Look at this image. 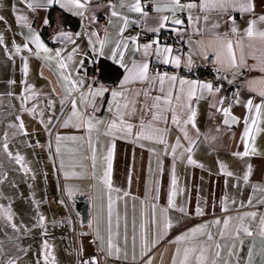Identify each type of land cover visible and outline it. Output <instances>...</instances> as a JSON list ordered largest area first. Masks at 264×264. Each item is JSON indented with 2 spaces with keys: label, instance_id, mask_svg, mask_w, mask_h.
Returning a JSON list of instances; mask_svg holds the SVG:
<instances>
[{
  "label": "crops",
  "instance_id": "1",
  "mask_svg": "<svg viewBox=\"0 0 264 264\" xmlns=\"http://www.w3.org/2000/svg\"><path fill=\"white\" fill-rule=\"evenodd\" d=\"M148 1L151 3L149 9L146 7ZM126 2H132V0H126ZM181 2L187 3L189 0H181ZM196 2L199 3V0ZM108 3L109 0H91L86 16L80 17L60 8L58 4L32 11L26 7L25 0H0V17H3V20H0V35L4 38V43L0 44V144L7 134L9 150L23 155L27 166L31 169L25 174L23 169L10 161L0 149V181H2L0 182V205L8 207L11 204L14 212L11 223H15L18 227L24 225L30 229L25 232L21 227L17 232L3 219L1 224L3 234H0V264L8 259L15 260V264H45L44 255L48 252L51 255H49L47 264H80L81 256L87 258L93 255H97L101 264H144L149 257L152 259V264H171L176 245L170 242L174 241L175 237L192 228L207 224L209 225L208 231L211 232L216 242L230 244L231 240H221L219 237V231L223 228V224L216 226L211 222L216 219L223 222L225 218L231 216L234 226L238 223L236 217L249 212L257 213L255 219L250 217L245 219V224L256 235L244 237L242 248L237 242L241 258L240 264H245L248 248L253 242L256 252L254 264H262L259 221L264 216V204L259 201L264 199V191L261 190L264 189V110L248 138L249 155L238 157L234 153H243L245 150V143L241 139L244 131V117H249V125H251V117L255 116L254 109L251 113L246 109V102L253 99V103L258 104L262 99L256 93L249 91L247 81L264 77V73L248 69L219 73L221 77L226 76V80L238 83L235 93H239V104L232 96L229 102L225 99L221 106L218 101L221 98H226L223 90L214 96L204 93L203 98L198 102L195 99L192 101L193 107L197 110L196 126L200 134L197 137L195 130L190 125L188 131L189 135L197 140L192 155L197 164L203 165L201 168L187 163V153L183 158L180 157L183 148L177 149L176 159H173L171 146L176 143L177 137L180 138V143L184 147H187L188 142L184 139L180 126L172 123L171 111L156 113L162 115L164 120L155 122L156 127L167 130L165 135L167 154H165V144L156 143L153 140L136 139V134L140 132L141 121L147 124L152 121V115L155 113L151 107L153 103L151 97L161 94L158 86L154 87L151 81L127 85L131 89L128 94L129 98L135 100V110L133 111V105L129 104L125 111L130 114L124 115V120L134 125L130 136L119 130H114V136L105 135L108 125L113 120L119 124L114 110H109L112 104L110 92L96 97L86 109L81 108V111L85 112V117L91 118L95 125L89 134L86 127L76 128L71 125L67 128L61 127L71 112V104L65 103L63 108L61 107L60 100L63 92L57 83L55 67L53 66V69L50 70L44 66L42 60L26 51L14 54L13 45L22 46L25 37L29 35L25 22L18 23L16 19L18 15H24L27 17V23L40 33L48 47L62 49L66 55L71 52L73 47L79 46L80 53L74 57L73 63L79 59L84 60V66L80 68L79 76L84 78L85 88L91 84L94 88L103 85L109 89L120 90V83L124 78L125 71L109 57L113 46L111 42L118 39L116 33L123 21L111 17ZM112 3L115 4L116 11L127 15L130 21H136V23H129L124 32L125 37L134 36L132 34L134 26H142L149 31L150 28L156 27L158 24L160 14L154 11L152 0H141L144 10L148 12L146 20L138 13L129 12L126 7L121 8V0H112ZM252 3L255 6L253 13H229L236 17L241 35L247 28L249 20L264 15V0H252ZM164 14L169 15L168 13ZM192 14L201 16L199 25H190L187 19L188 13L185 11L177 14L178 18L184 20L183 25L177 26L168 22L165 28L158 33L152 32V34L153 40L158 39L161 46H171L173 55L179 54L187 59L191 53L192 70L196 75L194 77L187 75L189 71L184 68L183 63L180 68L164 65L155 55L148 58L150 70L154 63H158L160 66H167V69L157 72H168L190 80L208 81L200 78V72L206 59L200 54L196 42L202 39L207 40L210 32L220 34L229 32V24L225 23L228 20V15H221L215 11L209 12V19L205 23L204 13L199 8L193 10ZM89 16L94 19H88ZM103 16L107 17L106 22L101 21ZM46 17L49 23L45 26L43 22ZM217 22L220 27L213 29L212 25ZM196 27L201 28V34L194 31ZM259 27L264 28V24ZM174 29H179V31ZM61 30H70L72 34L80 33L78 37L74 35L75 44L54 43V35ZM105 31L109 35L110 43L104 48V55L97 56L92 52L89 40L91 39L95 43L96 48L100 46L99 40L90 34L95 32L99 39H103ZM171 34L177 35L181 51H176L166 39ZM129 43L125 63L133 58L140 60L142 55L140 52H134L135 46L131 45V42ZM137 43L149 42H141L137 39ZM210 55H212L211 51L208 53V56ZM22 56L28 57L27 77L23 75L22 71ZM247 63L252 65L255 61L248 58ZM215 67H217L216 64ZM41 72H43V76ZM155 72L153 71V73ZM24 80L28 85H32L39 95L35 99H30L22 107L21 96L31 95V93H24L25 84L22 82ZM13 81L14 83H11ZM54 87L55 93L52 91ZM167 88L166 84L165 90ZM145 91L149 92L148 98L144 96ZM137 92L140 93L138 96L135 95ZM49 99L54 101V107L51 109L48 107ZM77 103L80 108L79 100ZM34 104L37 105L35 116L23 110L25 107L32 108ZM213 104L216 107H212ZM94 106L95 111H93ZM229 106H231V115L239 118V123L231 124V126L224 124L223 113L217 111L220 107L228 108ZM41 110L44 113V124L40 123L39 112ZM50 116L52 123L47 124ZM17 117L23 121L27 135L18 132L15 127H10V125L20 123ZM97 121L100 122L97 123ZM45 124H47V129ZM57 134L82 137L83 139L62 140L61 151L57 154L55 142ZM49 144H51V148H49ZM109 148H112L113 152L112 186L114 189L120 190L111 192L114 202L112 218L114 232L117 231V215L120 218L118 242L122 252L119 259L115 256H101L97 251L96 243L93 242L98 219L102 234L106 236L108 190L103 184H97L95 180L81 179L71 175L73 172L85 171L91 175L94 149L95 173L97 176H103L107 167L105 157ZM149 149L153 151H149ZM61 160L64 162L63 168L60 166ZM221 164L225 165L226 170L231 171L234 175L229 177L223 174L220 168ZM173 169L177 179V194L174 200L177 207L175 209L169 208L167 203ZM65 172L70 174L67 179L64 175ZM246 172L249 173L247 183L243 181ZM150 187L151 193H149ZM157 187L159 188L158 199L155 198ZM69 188L72 189L71 194ZM82 192L88 193L90 199V225L88 226L81 224L75 203L71 200L72 195ZM125 192L128 195L125 196ZM225 197H227L226 201ZM250 198L251 204L248 203ZM33 200L39 202L38 210L37 206L32 203ZM153 204L156 205L154 210ZM225 204L228 208L227 212L223 211ZM198 205L203 209V215H196L195 209ZM180 207L186 209V215L178 211ZM101 209H103L102 215ZM161 209L167 210L168 218L173 224V227L163 236H160ZM38 214L45 217L44 228L33 227ZM145 219H148L149 230L159 239V243L141 260L139 234L140 225ZM134 221L137 237L135 249L137 259L135 262L132 259ZM125 225H127V246L124 242ZM200 239L203 240L205 237L201 236ZM45 241L49 245L48 250L43 249ZM124 251H127V259L124 258ZM222 255H227L226 249ZM232 264H235V258L232 259Z\"/></svg>",
  "mask_w": 264,
  "mask_h": 264
},
{
  "label": "snow or ice",
  "instance_id": "2",
  "mask_svg": "<svg viewBox=\"0 0 264 264\" xmlns=\"http://www.w3.org/2000/svg\"><path fill=\"white\" fill-rule=\"evenodd\" d=\"M154 4V11L158 14V24L156 27L150 28L149 31L153 33H158L161 29L165 28L168 22H171L173 25H183L184 20L178 18L177 14L182 12H187L188 22L190 25H199L201 21V16H193V10L199 8L202 13H204L203 20L207 23L209 16L208 13L215 11L221 15H228V20L225 23L229 24V32L220 34L218 32H210L207 40L197 41V46L200 54L204 56L205 59H208V53L211 51L214 63L217 65L215 71L219 74L221 71L230 72L233 70L239 69H248V70H257L261 73H264V28L259 27V25L264 24V15H261L257 18L249 20L248 26L244 29L243 35L239 33V27L236 22V17L234 15H229L230 12H239L241 14L253 13L255 6L252 3V0H199V3L196 0H189L187 3H182L181 0H152ZM26 7L32 11L37 9L49 8L53 5H59L60 8L72 12L73 15L80 17H85L88 12L89 5L91 0H25ZM108 7L110 8L111 17H116L123 21L122 25L119 26L117 30V37L111 47L110 59L117 63L121 68L124 69L125 75L123 80L120 83V90H113L100 85L99 87H93L89 84L85 88L84 78L79 76L80 68L84 66V60L79 59L74 62V57L79 55L80 50L79 46L72 48L71 52H68L66 55L62 49H52L46 45L42 40L41 35L38 31H35L30 24L27 23V17L24 15H18L16 17L17 22L24 21L25 26L28 28L29 35L25 37V42L23 45H13L15 48L14 54H20L22 52H27L32 56L42 60L44 66L48 67L50 70L53 69V66L56 70L57 83L62 89L63 96L60 100L61 107L65 103L71 104V112L65 118L64 122L61 124V127L67 128L70 125L72 127L81 128L86 127L89 134H91L95 125L91 118L85 117V112L81 111V108L86 109L90 103H92L96 97H101L105 93L110 92L112 97V104L110 105L109 110L115 112L116 117L119 119V124L113 120L108 125V130L105 135H113L114 130H119L127 135H131L134 125L127 123L124 120L126 109H128L129 104L133 105V111L135 100L129 98V93L131 89L127 85L135 82H148L151 81V84L156 87L161 93L151 97L152 109L155 110V113L152 115V121L145 124L141 121L139 128L140 132L136 134V139H147L153 140L156 143L165 144L167 154V141L165 135L167 130L161 129L155 126V122L163 121L164 117L156 113L163 112H172V123L180 126V130L183 133L184 139L188 142L187 147H184L180 143V138L177 137L176 143L171 146V152L173 159H176L177 149L183 148V152L180 153V157L183 158L184 154L187 153V163L189 165L203 167L202 164H197V161L193 159V150L197 143V140L189 135L188 126L190 125L193 130L196 132V136H199V130L196 126V117L197 110L193 107L192 101L195 99L197 102L203 98L204 93L215 95L221 91L220 87L214 86L211 81H199V80H190L187 78L179 77L176 74H169L168 72H155L153 73L150 70L149 66V57L155 55L156 58L164 65H173L175 68H180L182 63L184 68L188 71L192 70L193 60L191 53L188 55L187 59H184L181 55H173V48L171 46H161L158 39H154L149 43L138 44L137 37H125L124 32L127 29L129 23H136V21H130L127 15H123L121 12L116 11V6L112 3V0H109ZM121 8H127L129 12L138 13L143 18L148 17V12L144 10V7L141 4V0H132V2H126V0H121ZM164 13H168L166 15ZM90 20H93L94 17H87ZM0 20H3V17H0ZM111 23V21H109ZM44 25H48L49 21L47 17L44 19ZM219 23H214L212 25L213 29L219 28ZM179 31V29H174ZM194 31L197 34H201L202 30L200 27H196ZM74 35L78 37L80 33H69V32H60L58 38L61 39L64 43L75 44ZM90 36L97 37L99 40V48H96L95 43L90 39L89 44L92 47V52L97 56L104 55V48L110 43L109 35L105 31L103 39H99L98 34L92 32ZM134 45V52H140L141 59H131L129 62L125 63V55L129 49L130 43ZM4 43V38L0 35V44ZM191 43V41H189ZM31 45V47H30ZM8 51V49H5ZM251 58L255 61L252 65H248L247 60ZM23 61V75L27 77L29 71L28 57L22 56ZM75 73V75H73ZM43 76V72H41ZM227 79L226 76L220 77ZM25 84L24 93H31V95H22L21 103L22 107L28 103L30 99H35L39 94L35 92L32 85H28L27 81H22ZM232 83V81H228ZM11 83H14L11 82ZM168 85L167 90H165V85ZM178 85V87H177ZM247 86L249 91L256 93L260 96L261 102L258 104L253 103V99H249L245 107L249 113L252 110H255V116L251 117V125H249V117H244V131L242 133L241 139L245 143V150L243 153H234L238 157H243L249 155L248 147V138L251 135L253 128L256 127L257 122L260 118L262 110H264V77H261L257 80L247 81ZM55 93V87L52 89ZM75 94V95H74ZM140 93H135L138 96ZM144 96L149 97V92L145 91ZM235 102L239 104V93L233 94ZM226 98H221L218 103L222 106ZM79 100L80 108H78L77 101ZM48 107L51 109L54 107V101L49 99ZM212 107H216L215 104ZM24 111H27L30 115L37 114V105H33L32 108H24ZM95 106L93 111H95ZM217 111H221L225 117L224 124L231 126V124L239 123V118L231 115V106L228 108L220 107ZM43 111L39 112L41 117L40 123L44 124L43 120ZM58 119V118H57ZM17 120L20 121L18 125H10V127L17 128V131L27 135L25 131V126L20 117H17ZM100 121H97L99 123ZM166 122V121H165ZM231 122V123H230ZM52 123L51 116L49 117L47 124ZM47 124L45 128L47 129ZM258 130V129H257ZM50 132V130H49ZM83 139L82 137L76 136H61L59 134L55 137L56 142V152L57 154L61 151V141L62 140H78ZM31 146V145H29ZM143 146V145H141ZM51 148V144H49ZM0 149L6 157L14 162V164L19 165L23 169L24 173L27 174L31 169L27 166L25 162V157L19 152L13 153L9 150V140L7 134H5L2 144H0ZM149 151H153L149 149ZM112 158L113 152L112 148H109L105 160L107 162V167L103 173V176H97L95 173V150L93 149V171L89 175L86 171L76 173H71L72 176L78 177L81 179H92L97 182V184H103L108 190V204H107V227H106V236L102 234L100 227V220H97V227L94 230L93 242L97 245V251L103 257H112L115 256L117 259L120 258L122 249L119 246L118 237H119V216L116 217V229L113 231V212H114V202L111 196V192H119V189H114L112 186L111 173H112ZM61 168L64 167V162H60ZM83 167V166H81ZM221 171L226 176H233L234 174L231 171L226 170V166L220 165ZM251 168L249 166V172ZM65 178L67 179L70 175L68 172L64 173ZM243 181L247 183L249 181V173L246 172L243 176ZM2 182V181H0ZM177 179L173 169V174L171 177V188L168 195V206L169 208H176L174 202L175 196L177 194ZM69 193L71 194L72 189L69 188ZM264 191V189H261ZM152 189L149 188V193ZM124 195H128L127 192ZM159 196V188H156V199ZM227 197H225V201ZM32 203L37 206L38 210V201L33 200ZM251 204V198L248 201ZM259 203L264 204V199H261ZM243 206V205H241ZM156 205L153 204L152 208L155 209ZM183 214H187V211L184 207L178 209ZM223 211L227 212L228 208L225 204ZM103 209H101V215ZM196 215H203V209L199 205L195 209ZM154 214V213H153ZM14 212L12 210L11 204L8 207L0 205V218L4 219L10 224V226L16 230L20 231V228L23 227L25 232L30 231L24 225L17 226L15 223H11L13 220ZM257 216L256 212H249L243 215H239L235 219L238 220L234 226L232 225L233 217L229 216L221 222V220L216 219L211 223L220 226L223 224V228L219 231V237L221 240H231L230 244H221L216 242L213 238V235L208 231L209 225H200L196 228L190 229L188 232L182 233L181 235L175 237L173 243L176 245L175 251L171 258V264H232V259L235 258V264H240L239 250L237 248V242L239 243L240 248L244 245V237H253L256 235L249 226L245 224L246 217L255 219ZM161 227H160V236H163L167 231L173 227L171 220L168 218L167 210L161 209ZM154 222V221H153ZM149 221L145 219L140 225V234H139V243H140V258L143 260V257L146 256L152 248H154L158 243L159 239L154 236L153 233L149 230ZM45 226V217L43 215H37L36 223L33 227L44 228ZM203 236L205 239L201 240L200 237ZM259 236L261 238L262 246L260 249L261 262L264 264V216L260 218L259 221ZM137 237L135 234V221L133 222V256L132 259L136 261L135 249H136ZM125 246H127V225H125ZM43 249L48 250L49 245L47 241L43 244ZM227 250V255L224 256L222 253ZM82 251V250H81ZM50 252L44 255L45 264L48 262ZM127 251H124V258L127 259ZM255 252V243L253 242L247 251V257L245 259V264H254ZM55 258L53 257V260ZM3 264H15V260L8 259L3 262ZM80 264H101L99 258L95 255L91 257L84 258L81 256ZM144 264H152V259L149 257Z\"/></svg>",
  "mask_w": 264,
  "mask_h": 264
},
{
  "label": "built area",
  "instance_id": "3",
  "mask_svg": "<svg viewBox=\"0 0 264 264\" xmlns=\"http://www.w3.org/2000/svg\"><path fill=\"white\" fill-rule=\"evenodd\" d=\"M146 7L148 9L151 8V3H149V1L147 2ZM101 21L106 22L107 17L103 16L101 18ZM132 34L136 36L138 40L141 42H151L153 40L152 32L147 31L142 26H134L132 28ZM166 39L173 45L176 51L182 50L180 44L177 41L176 34H171L167 36ZM161 69L166 70L167 66H164V65L160 66L158 63H154L151 67V70L156 71V72L160 71ZM215 69L216 67H215L214 59L212 55H210L209 58L206 59L205 63L203 64L202 70L200 72V78L211 81L214 84V86L220 87L221 90L225 92L226 100L229 102V100H231L233 94L235 93L238 87V83L237 82L229 83L228 80L223 79V78L218 79L217 76L219 74L215 71ZM187 75H189L190 77H194L196 74L194 73V70H192V71H189Z\"/></svg>",
  "mask_w": 264,
  "mask_h": 264
},
{
  "label": "water",
  "instance_id": "4",
  "mask_svg": "<svg viewBox=\"0 0 264 264\" xmlns=\"http://www.w3.org/2000/svg\"><path fill=\"white\" fill-rule=\"evenodd\" d=\"M60 32L72 33L70 30H61L57 32L53 37L54 43H64L61 39L58 38ZM71 200L75 203V208L80 216L81 224L84 226L90 225V199L88 193L82 192L80 194L72 195ZM2 222L3 219L0 218V234H3L1 227Z\"/></svg>",
  "mask_w": 264,
  "mask_h": 264
},
{
  "label": "rangeland",
  "instance_id": "5",
  "mask_svg": "<svg viewBox=\"0 0 264 264\" xmlns=\"http://www.w3.org/2000/svg\"><path fill=\"white\" fill-rule=\"evenodd\" d=\"M4 75H6V74H4Z\"/></svg>",
  "mask_w": 264,
  "mask_h": 264
}]
</instances>
